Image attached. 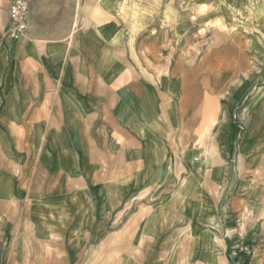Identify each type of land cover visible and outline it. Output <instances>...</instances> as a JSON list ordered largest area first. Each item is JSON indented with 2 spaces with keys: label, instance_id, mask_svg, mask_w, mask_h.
<instances>
[{
  "label": "crops",
  "instance_id": "obj_1",
  "mask_svg": "<svg viewBox=\"0 0 264 264\" xmlns=\"http://www.w3.org/2000/svg\"><path fill=\"white\" fill-rule=\"evenodd\" d=\"M12 1L0 264H264V73L230 89L204 140L124 56L119 0H24L14 38Z\"/></svg>",
  "mask_w": 264,
  "mask_h": 264
},
{
  "label": "rangeland",
  "instance_id": "obj_2",
  "mask_svg": "<svg viewBox=\"0 0 264 264\" xmlns=\"http://www.w3.org/2000/svg\"><path fill=\"white\" fill-rule=\"evenodd\" d=\"M119 4L124 56L140 77L170 90L186 118L187 131H197L205 140L210 124L211 130L217 126L216 114L230 89L256 71L264 73V0L251 4L248 0H119ZM201 5L212 7L208 20L220 19L227 28L224 33L202 32L206 19L199 14ZM239 89L230 106L244 93ZM263 92H257L255 101ZM237 129L243 132V124L238 122Z\"/></svg>",
  "mask_w": 264,
  "mask_h": 264
},
{
  "label": "built area",
  "instance_id": "obj_3",
  "mask_svg": "<svg viewBox=\"0 0 264 264\" xmlns=\"http://www.w3.org/2000/svg\"><path fill=\"white\" fill-rule=\"evenodd\" d=\"M27 4L24 0H13L7 9L8 25L7 37H16L26 29L25 15Z\"/></svg>",
  "mask_w": 264,
  "mask_h": 264
},
{
  "label": "bare ground",
  "instance_id": "obj_4",
  "mask_svg": "<svg viewBox=\"0 0 264 264\" xmlns=\"http://www.w3.org/2000/svg\"><path fill=\"white\" fill-rule=\"evenodd\" d=\"M248 1L250 4L252 3V0H248ZM242 6H243V4H242ZM257 9H258L257 13L260 15L261 14V6H259ZM198 11H199V14L201 15V18L206 19L204 21V25L202 27V32L207 29L209 31H217L218 33H224L227 30V28L225 27L226 25L221 23L220 19H214L213 21L208 20V18H210L214 13V10L212 9V7L207 8L205 5H201V7L198 9ZM241 11H242V9H241Z\"/></svg>",
  "mask_w": 264,
  "mask_h": 264
}]
</instances>
